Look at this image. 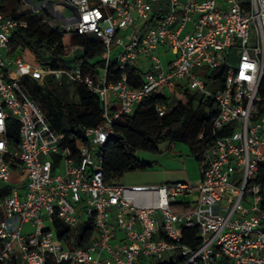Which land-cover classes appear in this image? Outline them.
Wrapping results in <instances>:
<instances>
[{
	"label": "built area",
	"instance_id": "2783aa9c",
	"mask_svg": "<svg viewBox=\"0 0 264 264\" xmlns=\"http://www.w3.org/2000/svg\"><path fill=\"white\" fill-rule=\"evenodd\" d=\"M47 4L60 30L100 40L104 66L85 74L79 64L27 61L24 50H10L12 34L27 21L0 12V180L10 183L16 162L23 176L0 201V264H19V256L24 264H156L163 254L182 264H264V0ZM161 54L171 57L163 62ZM110 64L120 73L116 81L107 79ZM134 66L139 84L129 79ZM203 71L216 73L212 87ZM25 75L40 83L51 76L55 86L81 83L99 99L101 123L81 129L73 152L19 85ZM175 84L213 102L205 113L215 138L201 153L199 182L106 181L114 121ZM10 117L19 125L14 149L6 136ZM56 220L69 227L64 236ZM88 222L94 231L76 246L75 227ZM183 228L197 229L196 247L182 242Z\"/></svg>",
	"mask_w": 264,
	"mask_h": 264
},
{
	"label": "trees",
	"instance_id": "16d2710c",
	"mask_svg": "<svg viewBox=\"0 0 264 264\" xmlns=\"http://www.w3.org/2000/svg\"><path fill=\"white\" fill-rule=\"evenodd\" d=\"M23 3L28 6L25 0H0V12L27 21L26 27L19 28L12 34L10 43L12 52L29 49L38 63H49L53 68H71L79 64L85 74H93L97 68L104 66V46L98 38L62 31L57 19H51L44 13L39 14L41 10L22 9ZM47 18L55 23H48ZM139 73L140 69L135 66L128 69L129 79L135 84L141 82ZM215 74L214 71L210 72V75L203 71L207 86H213L211 80ZM119 77V71L110 64L107 79L116 81ZM18 82L43 110L51 127L57 132L64 133L71 141V152L74 150V140L80 136L83 127L98 126L101 123L99 99L81 83L74 84L77 101H69L58 93V87L64 88L65 84L53 86L51 76L40 83L25 75L20 77ZM159 106L163 107L161 114L157 110ZM212 107L213 102L210 98L192 92L181 84H175L165 93L148 95L137 104L131 115L121 114L114 121V132L104 150V179L117 182L125 173L151 167V163L139 161L134 152H158V144L163 142L185 143L190 148L191 155L200 160L203 149L215 138L211 122L205 113ZM18 128L19 125L13 117L7 119L6 136L10 149L18 145ZM201 133L203 136L200 138ZM221 134L223 133H216ZM56 225L59 237L64 236L69 230V227L59 220H56ZM75 229V245L84 246L94 231L93 226L88 222L78 224ZM181 240L196 247L200 240L197 229L183 228ZM182 263L183 259L178 257L158 261L156 264Z\"/></svg>",
	"mask_w": 264,
	"mask_h": 264
},
{
	"label": "rangeland",
	"instance_id": "374dc122",
	"mask_svg": "<svg viewBox=\"0 0 264 264\" xmlns=\"http://www.w3.org/2000/svg\"><path fill=\"white\" fill-rule=\"evenodd\" d=\"M50 2L52 5L54 3H59L60 0H25L28 6L23 3L22 9H32V10H41L39 14L44 13L48 15L47 17L55 18L54 14L51 12V9L47 2ZM50 18L46 20L50 24H54ZM50 19V20H49ZM57 19V18H55ZM58 23H60L58 21ZM24 58L31 62L36 63V58L33 53L29 49H24ZM171 57V54L167 55ZM167 56L163 54L160 55L163 62H165ZM143 64H148L149 60L144 59L143 55L139 56ZM234 61L233 59L231 60ZM166 65V63H165ZM53 86H55L53 84ZM190 91L194 92L193 88H190ZM59 95L66 100L69 101H77L78 97L74 91L73 84H66L65 87H58ZM158 152H145V151H136L134 152V156L139 161H144L151 163V167H148L145 170H136L125 173L122 177L117 179L118 183H122L124 185H143V184H162L167 181L174 180L176 178L183 177L185 172L192 173L193 175H198V169L201 167V160H196L192 155L183 154L180 156H174L169 149V143L163 142L158 144ZM169 160V161H167ZM59 169V171H61ZM174 171V173H159L158 171ZM177 172V173H176ZM185 179V178H184ZM5 185L3 181L0 180V187ZM167 259H175L168 254H163L161 261ZM19 264H24L22 257L18 258Z\"/></svg>",
	"mask_w": 264,
	"mask_h": 264
},
{
	"label": "crops",
	"instance_id": "0c3cea01",
	"mask_svg": "<svg viewBox=\"0 0 264 264\" xmlns=\"http://www.w3.org/2000/svg\"><path fill=\"white\" fill-rule=\"evenodd\" d=\"M169 149L171 150V153L174 156H180L183 154L191 155L190 148L188 147V145H186L185 143H182V142L170 143ZM167 161H169V160H167ZM158 172L159 173H168V172L174 173V171H166V170L165 171L164 170L158 171ZM200 177H201V168L198 169V175H193L192 173H188V171H187V172H185L183 177L176 178L174 180L167 181V182L185 181V182H188L190 184H197L199 182ZM13 184L17 185L18 187H20L23 184V176H22L21 171L19 169V163H16L13 166L10 183L9 184L5 183V185L0 187V201H2L5 198V196L7 194V188Z\"/></svg>",
	"mask_w": 264,
	"mask_h": 264
}]
</instances>
